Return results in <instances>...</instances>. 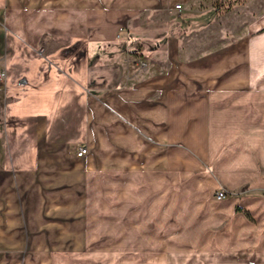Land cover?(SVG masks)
<instances>
[{
	"label": "crops",
	"instance_id": "crops-1",
	"mask_svg": "<svg viewBox=\"0 0 264 264\" xmlns=\"http://www.w3.org/2000/svg\"><path fill=\"white\" fill-rule=\"evenodd\" d=\"M192 1L0 0V264L115 238L125 215L139 234L154 220L142 208H167L172 174L212 184L196 264H264V18L224 43L176 29L162 65L128 29ZM199 16V31L220 27L214 7ZM219 186L229 196L211 199Z\"/></svg>",
	"mask_w": 264,
	"mask_h": 264
},
{
	"label": "rangeland",
	"instance_id": "rangeland-1",
	"mask_svg": "<svg viewBox=\"0 0 264 264\" xmlns=\"http://www.w3.org/2000/svg\"><path fill=\"white\" fill-rule=\"evenodd\" d=\"M229 5L232 7L230 6L228 10ZM179 6L181 8H177L178 5H176L171 12H152L137 21H135L134 16L128 26L133 38L135 35L140 37L144 41L143 46L150 53V57L161 65L166 56V47L162 46L163 41L169 33L176 29L182 37H187L188 41H195L202 38L201 36H204V39H211L209 36L211 35L215 41L224 43L234 39L235 34L233 32L243 27L244 24L255 23L264 18V0H193L187 6L182 3H179ZM212 7L217 9L220 15L214 22L220 27L214 26L199 31L202 27L200 22L202 19L199 14ZM204 18L210 17L206 14ZM180 19L188 24L187 30H182ZM122 35L123 39L127 41L123 33ZM158 44L161 46L159 47ZM3 105L0 87V137L3 134ZM180 146L183 145L179 142H173L172 150L174 151ZM174 155L173 168L183 164L181 160L176 158V153ZM195 157L197 158L193 152L188 151L187 158L189 160ZM210 165L208 163L199 168L190 166L188 170L197 173L209 168ZM0 167H2V161ZM183 180L179 178V175L172 174L171 181L173 183L166 190L170 191L166 209L159 211V206L141 209L142 212L150 210L152 213L150 217L154 220L153 224L146 225L144 229L145 224L141 223L139 234L135 233V224H132L131 219L128 220L129 217L125 215L121 219L123 222L114 221V226L121 229L122 234H124L122 239L121 233L115 238L93 237L91 246L86 249L79 250L68 246L57 247L50 249L47 253L42 252L46 253V257L43 259L42 253H31L30 250L24 249L22 252L12 254L10 259L18 261V264H196L198 260L201 261L202 251L207 245V243L202 242L196 253L197 226H208L210 221L215 218L213 212L216 211V208L213 204L206 205L205 203L210 185H212L210 180L197 179L192 180L189 184L182 183ZM221 191L226 193L225 198L229 196V191L224 186H219L216 191L211 192L210 198L225 199H218L217 194ZM150 196L155 201L164 200L163 195L156 196L155 192L151 193ZM128 209L124 210L127 211ZM197 218H199L198 221L192 224L193 220H197ZM197 223L198 225H196ZM184 226H186L187 231L182 230ZM148 227L154 228L155 232L153 234H149V231L143 232Z\"/></svg>",
	"mask_w": 264,
	"mask_h": 264
},
{
	"label": "built area",
	"instance_id": "built-area-1",
	"mask_svg": "<svg viewBox=\"0 0 264 264\" xmlns=\"http://www.w3.org/2000/svg\"><path fill=\"white\" fill-rule=\"evenodd\" d=\"M177 8H181V6L178 5ZM6 77V73L5 71L0 70V81H2L4 78ZM87 149L86 148H80L77 155L78 157H82L84 154H86ZM218 199H222L226 197V193H224L223 191L219 192L217 194Z\"/></svg>",
	"mask_w": 264,
	"mask_h": 264
},
{
	"label": "trees",
	"instance_id": "trees-1",
	"mask_svg": "<svg viewBox=\"0 0 264 264\" xmlns=\"http://www.w3.org/2000/svg\"><path fill=\"white\" fill-rule=\"evenodd\" d=\"M230 6H231V5H229V6L227 7L228 10L230 9ZM231 7H232V6H231Z\"/></svg>",
	"mask_w": 264,
	"mask_h": 264
},
{
	"label": "bare ground",
	"instance_id": "bare-ground-1",
	"mask_svg": "<svg viewBox=\"0 0 264 264\" xmlns=\"http://www.w3.org/2000/svg\"><path fill=\"white\" fill-rule=\"evenodd\" d=\"M176 7V6H175ZM74 201V200H73ZM76 202V201H75ZM82 205V204H81ZM75 210V209H74ZM65 212V211H64Z\"/></svg>",
	"mask_w": 264,
	"mask_h": 264
}]
</instances>
